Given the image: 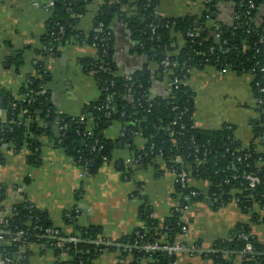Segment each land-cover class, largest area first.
<instances>
[{
  "label": "trees",
  "instance_id": "obj_1",
  "mask_svg": "<svg viewBox=\"0 0 264 264\" xmlns=\"http://www.w3.org/2000/svg\"><path fill=\"white\" fill-rule=\"evenodd\" d=\"M50 1L53 6L36 54L46 58V49L52 47V57H56L58 47L70 41L95 44L97 56L81 59L80 65L84 74L93 77L99 98L80 119L56 109L50 94L44 92L45 82L41 76L29 78L19 90L20 99L9 94L0 99V110L5 115V121L0 120V161L2 148L9 146L15 151L24 148L27 164L38 165L40 139L45 137L84 169L87 176H94L109 162L124 180H129L136 169L157 168L159 164L175 175L182 162L189 167L192 180L208 184L206 194L214 201V207L234 201L242 213L250 215L252 224L264 225V143L260 142L264 136V22L255 20L262 0H209L201 17L176 19L154 15V0H100L93 17L94 30L88 36L77 29V22L94 0ZM222 1L234 4L231 26L212 17L211 6ZM249 2L254 8L247 14ZM114 20L122 22L147 59L145 68L128 77L114 74ZM188 33H197V36L191 38ZM177 37L182 42L179 48ZM105 42L109 48L106 56H102L100 52ZM206 67L252 75L251 88L257 101L258 118L250 123L252 140L248 146L237 141L232 127L227 125L214 131L193 127V93L181 82L191 70ZM155 80H166L170 88L167 96L150 97L149 89ZM173 122L177 124L172 125ZM113 123L121 126L114 140L105 135V130ZM136 137L144 141L141 148L135 143ZM120 146L125 147L132 158L140 157L135 168L126 165L123 159L112 160L114 150ZM259 162L263 163L258 166ZM245 174L259 177L260 182L254 189L248 188ZM136 188L134 195L141 197V185L137 184ZM191 191L175 181L174 198L180 204L186 203L183 197ZM6 192L7 189L0 186V213L4 211ZM199 199L201 197L190 201ZM138 216L142 221L140 228L117 241H109L97 226H78L72 213L67 222L73 226V232L65 235L53 227L45 212L23 199L11 205L8 216L0 218V229L4 231L0 261L28 264V245L37 244L52 250L54 264H94L103 252L115 253L117 264H171L174 257L168 258L162 251L145 252L142 246L177 241L182 229L179 211L173 208L169 217L159 222L152 217L150 205L143 202ZM46 229L65 241L58 244L50 240ZM20 231L23 234L15 241ZM241 234L247 235V239H242ZM70 238L76 240L68 241ZM246 243L251 245L252 252L246 254L240 264H264V242L258 241L248 224L236 225L229 239L216 241L210 257L214 264H232Z\"/></svg>",
  "mask_w": 264,
  "mask_h": 264
},
{
  "label": "crops",
  "instance_id": "obj_2",
  "mask_svg": "<svg viewBox=\"0 0 264 264\" xmlns=\"http://www.w3.org/2000/svg\"><path fill=\"white\" fill-rule=\"evenodd\" d=\"M205 3L206 0H154V15L163 19L198 18L205 11ZM41 4L43 0H0V99L5 94L20 98L19 90L26 81L41 76L47 83L44 92L50 94L59 112L85 116L89 111L82 114V110L99 98V91L93 77L82 72L80 61L94 57L95 50L88 44L70 41L58 49L56 57L37 55L49 18ZM99 5L100 0H94L78 18L77 29L85 36L94 30L93 17ZM211 7L218 22L232 25L235 9L232 2H217ZM255 20L264 22L263 0ZM112 28L114 74L128 77L141 71L147 66L146 57L122 22L114 20ZM176 44L178 48L182 45L178 37ZM251 81L252 75L228 69L191 70L185 85L193 93V127L214 131L227 125L232 127L234 138L248 146L252 140L250 123L258 118ZM167 92L166 80L153 81L149 89L150 97H164ZM0 120L5 121L2 110ZM120 132L121 126L113 123L105 130V135L114 140ZM40 140L38 165L27 164L24 148L19 151L9 146L2 148L0 186L7 189L4 211L24 199L45 212L53 227L65 235L73 232V226L67 222L73 213L78 226H97L109 241H117L142 226L138 209L143 202L150 205L152 217L159 222L169 217L175 203V175L163 164L157 168L136 169L129 180H124L111 162L103 164L94 176H87L61 149L51 145L45 137ZM260 142L264 143V136ZM135 143L141 148L144 141L136 137ZM131 156L120 146L114 150L112 160ZM137 184L141 185V197L134 195ZM189 185L207 196L206 182L190 180ZM184 221L187 232L177 240L196 250L176 254L171 264H214L210 255L215 242L229 239L238 224H248L258 241L264 242V225L252 224L250 215L242 213L234 201L214 207L210 206L208 196L201 197L190 202ZM28 251V264H54L50 248L29 244ZM94 264H117L116 254L103 252ZM232 264H240V259L235 257Z\"/></svg>",
  "mask_w": 264,
  "mask_h": 264
},
{
  "label": "built area",
  "instance_id": "obj_3",
  "mask_svg": "<svg viewBox=\"0 0 264 264\" xmlns=\"http://www.w3.org/2000/svg\"><path fill=\"white\" fill-rule=\"evenodd\" d=\"M209 2V0L207 1ZM53 6V2L50 1V0H43V4H41V8L47 12L48 14H50V9L52 8ZM254 8V5L249 2L248 5H247V11L246 13L247 14H250L249 11H251L252 9ZM189 37H195L197 36V33H188L187 34ZM91 47L95 50V56H97L98 54V51L96 49V45L93 44L91 45ZM104 49L100 52L102 56H106V53H107V50L109 48V45L107 44V42L104 43V45L102 46ZM60 47H58L59 49ZM47 53H48V58L49 57H52V53H53V48H48L46 49ZM225 70V69H223ZM182 85H185V80L183 82H181ZM170 93V88L168 86V92L167 94ZM20 99V98H18ZM182 114V112L180 113V115ZM107 116H110L109 114H107ZM80 117V119L83 118V116H78ZM177 124L176 122H173L172 125H175ZM65 128V127H64ZM181 128H184L183 125H181ZM170 134H172V132H170ZM257 151H260L259 149H257ZM140 160V157H137V158H130V159H125L124 162L126 165L128 166H132V168H135L138 163V161ZM263 162H259L258 163V166H260ZM82 169V168H81ZM82 171L84 172V169H82ZM82 175V174H81ZM244 179L247 181V185H248V188L249 189H254L256 187V185L259 184L260 182V179L258 176L256 175H253V174H245L244 175ZM192 180L190 178V171H189V167L186 165H184L182 162L179 164V168H178V171L176 172L175 174V181H178V183H180L182 186L184 187H188L190 189H192V191L189 193V195L187 196H184L183 197V200L184 204H180L179 200H176L175 199V203H174V209L178 210L179 213H180V217H179V222L182 224V229H181V235L182 236L183 234H185L187 232V227L185 225V221H184V215L185 213L187 212V210L189 209V204H190V200L191 198H197V197H207L205 196V194H202L200 192H198L197 190L193 189L190 187L189 185V181ZM209 204L210 206H214V201L212 199H209ZM10 210V209H9ZM9 210L8 211H3L0 213V218L2 217H6L9 215ZM4 231L0 229V242L3 240L1 234H3ZM46 233V236L47 238H49L50 240H56L58 241V244L59 243H62L64 242L65 240L61 237H58L57 234L50 230V229H46L45 231ZM23 232H18L17 233V236L14 238L15 241H18L20 236H22ZM240 237L244 240L247 239V235H240ZM76 239L75 238H70L68 239V241H75ZM142 249L145 251V252H153V251H162L168 258H171V257H174L176 254H179L181 252H189V253H193L196 248L195 247H190L188 248L186 245H184L183 243L179 242L178 240L175 241L174 243L172 244H163V243H154V244H147V245H144L142 246ZM252 252V247L249 243H246L244 245V248L243 250L240 252V254L237 256L239 259H240V262L241 260L243 259V257ZM64 256V254H63ZM0 264H2V262L0 261Z\"/></svg>",
  "mask_w": 264,
  "mask_h": 264
},
{
  "label": "water",
  "instance_id": "obj_4",
  "mask_svg": "<svg viewBox=\"0 0 264 264\" xmlns=\"http://www.w3.org/2000/svg\"><path fill=\"white\" fill-rule=\"evenodd\" d=\"M210 10H211V12H213V11H214V7H211ZM212 17H214V14H212ZM89 110H90V105L87 106L84 110H82V114H83L85 111L88 112ZM86 175H87V174H86ZM82 205H83V204H82ZM78 211L81 212L80 209H79Z\"/></svg>",
  "mask_w": 264,
  "mask_h": 264
},
{
  "label": "rangeland",
  "instance_id": "obj_5",
  "mask_svg": "<svg viewBox=\"0 0 264 264\" xmlns=\"http://www.w3.org/2000/svg\"><path fill=\"white\" fill-rule=\"evenodd\" d=\"M46 84V86H47V83H45Z\"/></svg>",
  "mask_w": 264,
  "mask_h": 264
}]
</instances>
